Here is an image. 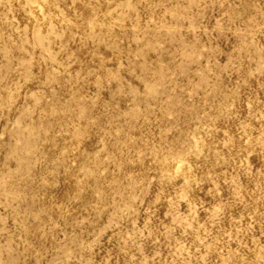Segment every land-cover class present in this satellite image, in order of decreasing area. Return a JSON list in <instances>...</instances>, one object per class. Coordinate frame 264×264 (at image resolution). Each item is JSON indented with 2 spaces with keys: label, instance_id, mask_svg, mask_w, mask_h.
Segmentation results:
<instances>
[{
  "label": "rangeland",
  "instance_id": "obj_1",
  "mask_svg": "<svg viewBox=\"0 0 264 264\" xmlns=\"http://www.w3.org/2000/svg\"><path fill=\"white\" fill-rule=\"evenodd\" d=\"M0 264H264V0H0Z\"/></svg>",
  "mask_w": 264,
  "mask_h": 264
},
{
  "label": "bare ground",
  "instance_id": "obj_2",
  "mask_svg": "<svg viewBox=\"0 0 264 264\" xmlns=\"http://www.w3.org/2000/svg\"><path fill=\"white\" fill-rule=\"evenodd\" d=\"M251 138V137H250Z\"/></svg>",
  "mask_w": 264,
  "mask_h": 264
}]
</instances>
